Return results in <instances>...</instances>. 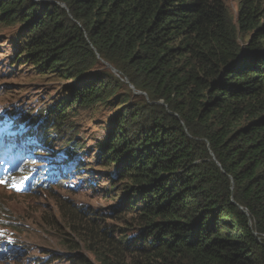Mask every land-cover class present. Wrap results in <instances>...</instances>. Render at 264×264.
<instances>
[{"label":"trees","instance_id":"1","mask_svg":"<svg viewBox=\"0 0 264 264\" xmlns=\"http://www.w3.org/2000/svg\"><path fill=\"white\" fill-rule=\"evenodd\" d=\"M0 26L15 29L12 62L59 84L26 124L58 160L92 152L82 110L114 111L95 145L103 171H89L121 190L120 206L110 217L58 203L46 224L66 251L85 246L99 264H264V0L237 11L227 0H0Z\"/></svg>","mask_w":264,"mask_h":264},{"label":"rangeland","instance_id":"2","mask_svg":"<svg viewBox=\"0 0 264 264\" xmlns=\"http://www.w3.org/2000/svg\"><path fill=\"white\" fill-rule=\"evenodd\" d=\"M227 3L237 11L238 0H227ZM14 30L0 26V120L3 121L2 124L15 122L16 125L17 121H22L26 125L32 118H36L38 111L46 109L48 104L55 103L56 99L53 98L55 94L57 98L56 88L59 84L29 74L20 63L12 62L11 56L16 52L15 36L12 33ZM113 114L114 111L108 108L81 111L75 119L77 128L81 129L78 137L85 147L84 152L88 150L92 152L88 156L86 154L83 161L79 154H72L70 160L75 161V164L72 163L70 170L73 174L63 181H58L60 184L52 185L48 190L37 189L31 192L11 188L8 184L0 186V222L6 239L4 244L11 241L17 247L14 256L12 254L10 258L0 261V264H72L70 257H76L75 253H79L77 256H84L94 264H99L85 246L77 251H66L57 237L59 232L49 228L46 221L52 223L58 218V203L65 199L82 204L101 216L113 217L110 211L115 206H120L121 198L117 195L121 190L114 194L107 193L106 189L110 188L111 184L106 174L95 177V174L89 171H103V168L94 166L97 151L95 145L106 136L108 123ZM42 131L45 133V130ZM38 137L41 139L40 135ZM54 143L57 147L67 148L61 145L60 141ZM56 151L52 149L50 155L46 151L40 155L48 154L52 158L56 156ZM41 160L46 161L47 158L42 157ZM81 164L89 168L80 170L84 175L83 179L78 178L76 174L77 169H80L78 165ZM36 167L32 166L30 170ZM19 176L21 175L14 177ZM110 217H107L106 221H110L112 219ZM117 223L124 226L122 221ZM131 234L135 235L136 232Z\"/></svg>","mask_w":264,"mask_h":264},{"label":"clouds","instance_id":"3","mask_svg":"<svg viewBox=\"0 0 264 264\" xmlns=\"http://www.w3.org/2000/svg\"><path fill=\"white\" fill-rule=\"evenodd\" d=\"M0 120V151L8 157L9 153L13 150L17 142H19L22 146L28 147L27 152H20V158L22 162L18 163V167L21 168V174L23 176L24 181L30 177L32 179V183H36L35 187L31 190H23L25 192L39 190H48L51 187L48 186L49 184L55 183L56 181H63L66 179L71 173L69 172L68 166L72 163L71 160H58L56 157H52L49 159L50 153L44 149V144L40 140H38L33 134L31 135L28 126L22 124L21 127L14 126V123H3ZM18 124H21L19 122ZM14 140H21L15 142ZM44 151L48 152V154L40 155V153H45ZM47 155V156H46ZM42 157L47 158L46 161L41 160ZM46 162V163H45ZM42 163V164H41ZM54 163L55 172L50 170V167L42 168L43 166H47ZM41 164V165H37ZM32 166H37L35 170L31 173L30 168ZM3 184H0L2 186ZM20 186V185H19ZM17 188L14 189H18ZM12 188V187H11ZM0 232H3V227L0 222ZM6 239L0 237V251L3 250L5 253L0 254V261H4L10 256L17 252V247L14 243L4 244Z\"/></svg>","mask_w":264,"mask_h":264},{"label":"bare ground","instance_id":"4","mask_svg":"<svg viewBox=\"0 0 264 264\" xmlns=\"http://www.w3.org/2000/svg\"><path fill=\"white\" fill-rule=\"evenodd\" d=\"M26 126H28V125H26ZM52 150V149H51ZM56 158H57V155L55 156ZM49 159H50V156H49ZM57 184H60V182H58V181H56L55 183H52V184H49L48 186H52V185H57Z\"/></svg>","mask_w":264,"mask_h":264},{"label":"snow or ice","instance_id":"5","mask_svg":"<svg viewBox=\"0 0 264 264\" xmlns=\"http://www.w3.org/2000/svg\"><path fill=\"white\" fill-rule=\"evenodd\" d=\"M3 181H0V183H2ZM4 233L0 232V237H3ZM9 243H11V241H9Z\"/></svg>","mask_w":264,"mask_h":264},{"label":"water","instance_id":"6","mask_svg":"<svg viewBox=\"0 0 264 264\" xmlns=\"http://www.w3.org/2000/svg\"><path fill=\"white\" fill-rule=\"evenodd\" d=\"M109 65V64H108ZM114 71L116 70L114 67L112 68Z\"/></svg>","mask_w":264,"mask_h":264}]
</instances>
